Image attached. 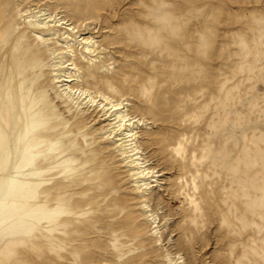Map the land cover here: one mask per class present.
Returning <instances> with one entry per match:
<instances>
[{"label": "rangeland", "instance_id": "rangeland-1", "mask_svg": "<svg viewBox=\"0 0 264 264\" xmlns=\"http://www.w3.org/2000/svg\"><path fill=\"white\" fill-rule=\"evenodd\" d=\"M0 264H264V0H0Z\"/></svg>", "mask_w": 264, "mask_h": 264}, {"label": "bare ground", "instance_id": "bare-ground-1", "mask_svg": "<svg viewBox=\"0 0 264 264\" xmlns=\"http://www.w3.org/2000/svg\"><path fill=\"white\" fill-rule=\"evenodd\" d=\"M42 27H47V26L45 25ZM67 30H73V28L69 27V28H67ZM70 41L80 44L79 40H77V39H71ZM90 42H91V39L88 43L85 44V46H84L85 49L88 50L91 47H94L93 45H89ZM55 75L57 76L58 73L56 72ZM68 77H70V78H68V80H66L67 82H71L74 80L71 78V75ZM71 91L75 94L76 93L81 94L80 97H82V95H84V98H86V96H89L90 101L92 103L94 102V105H99V107L102 108L104 115L108 116L109 121L111 122L110 126L114 125L111 128L112 133L116 134L118 131L121 132L120 134L122 135V137H117V140H121L120 142H118V144L122 145L124 152H126L130 157L131 156H137V158L142 157L140 147L137 143L138 137H137L136 132L133 128V127H135V124H136V126H138V123H140L141 121L139 119H135L134 117H132L127 112L128 107L126 104L123 105L122 102L112 104L110 101L108 103L109 106L105 107V102L107 101V98L100 96L102 98L97 99V97H98L97 95L92 96L91 93L84 91V90H81V89H71ZM120 134H116V135H120ZM176 151H178V149H176ZM142 160H144V159H142ZM149 172H150V170H149ZM148 196L149 195L147 194L146 191L140 196V198L143 199V200L141 199L143 209H146L147 206H148L147 208H149Z\"/></svg>", "mask_w": 264, "mask_h": 264}]
</instances>
